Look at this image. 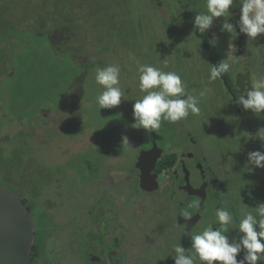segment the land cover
<instances>
[{"label":"rangeland","instance_id":"374dc122","mask_svg":"<svg viewBox=\"0 0 264 264\" xmlns=\"http://www.w3.org/2000/svg\"><path fill=\"white\" fill-rule=\"evenodd\" d=\"M201 2L192 0L190 7L202 8ZM169 6L158 8L154 0H0V188L28 199L41 253L75 226L82 247L100 249L90 236L103 201H94L89 218V197L109 192L106 179L120 176L123 165L133 175L138 148L151 138L161 148H194L207 159L211 174L226 175L230 167L243 171L247 153L256 150V135L246 129L249 118L221 95L220 78L209 80L214 62L203 49L204 39L184 19L188 10ZM213 28L208 29L212 39ZM227 37L226 31L219 36L213 58L231 51ZM256 40L255 53L263 57L241 66V73L264 66V45ZM109 65L120 67L122 103L100 109L97 96L104 88L96 83V69ZM142 65L178 74L187 94L199 98V114L175 123L162 120L148 135L133 129L132 105L146 94L139 88ZM123 135L131 145L122 144ZM247 173L255 177L247 185L255 199L263 195L264 176L261 168ZM62 264H76V256Z\"/></svg>","mask_w":264,"mask_h":264},{"label":"flooded vegetation","instance_id":"af4514ba","mask_svg":"<svg viewBox=\"0 0 264 264\" xmlns=\"http://www.w3.org/2000/svg\"><path fill=\"white\" fill-rule=\"evenodd\" d=\"M154 1L157 7L161 9H165L164 6H169V3L172 2L180 8L188 10L184 19L189 20L188 24L191 26H194L196 13H206L202 9L206 7L207 1L203 0L201 2L202 8L195 4L190 7L192 0ZM190 8L193 9L191 16ZM239 16L240 0H234L229 13L225 17L216 18L213 21L212 32H214L216 39L212 40L208 30L200 35V30L194 28V34L199 39H204L203 49L206 52L210 51V57H208L214 62L213 66L219 67L221 63L225 62L224 59L227 56L230 57L227 62L231 64V68L225 72L230 81L225 80L222 75L220 76L221 95L230 104L239 106L237 109L239 115L249 118L246 129H250V132L256 135L258 129L264 127V113L257 117L251 110H244L238 102L240 95L246 89H250L253 82L264 74V66L261 65L260 70L255 65L250 70L243 68L245 71L242 73L240 67L253 59H257L258 56L262 58V54L255 53L257 49L253 41L248 40L245 34H241L237 27V32H226L228 35L227 48L230 44L233 45L231 51L227 49L226 55L219 56L220 59L213 58L212 47L221 43L219 36L222 35L221 26L224 20H228L235 26ZM190 17L192 21H190ZM64 39L59 40L60 44ZM256 44L264 45V37H257ZM251 45L253 49L250 48ZM250 52H253L254 55H250ZM143 135L140 142L143 140ZM154 143L160 150L161 156L155 164L147 160L145 166L148 168H145L148 170L143 173L137 167L139 157L141 153L151 151ZM259 143L260 146H257L254 151L264 152V141L260 140ZM138 149L133 175L127 174L125 172L127 166L123 165V171L119 172L121 173L120 176H110L109 179H106L109 181L106 186L104 185V188H108L109 192L106 194L105 192L93 193L92 197H89L93 202L89 205L91 210L87 211L86 214H89L87 217L92 216L93 211L95 212V207L92 205H95L96 201H103L99 203V207L102 206L103 209H97L95 217L98 225L94 232L92 231L93 235L90 236L91 242L100 244V249L82 247V240H78L77 227L75 226L64 239L59 240L46 254L41 253L39 245L34 243L37 245V256L32 264H38L41 260L43 264H56L52 263L51 260L56 257L58 259V256L60 258L57 264H62L71 254L76 256V264H174L170 254H174L175 246L181 244L186 250L191 249L190 237L192 235L199 234L210 226L214 230L220 228L216 218L217 209L223 208L233 217L232 223L227 226L225 232L231 241L233 237L239 238L242 235L239 232V222L243 213L252 212L255 215V207L264 202V192L263 195L257 194L255 199L254 196L247 193L251 189L247 186L248 182L255 177L251 178L246 175L248 174L246 169L242 171L240 168L230 167L225 168L226 175L219 171H216V175L211 174L213 171L207 165V159L203 158V155L198 157L192 151L194 148H190V151H183V148H161L152 138L147 142L145 148ZM208 167L209 169H207ZM261 173L264 176V169H261ZM142 175L144 176L143 179ZM238 175L241 176L238 177ZM115 184L119 187L121 185L129 186L131 189L125 190L124 187L121 191L120 188H116ZM24 199L28 200L26 197ZM26 205L28 207V204ZM189 205L194 206L189 207ZM82 211L84 212L85 209ZM185 211L191 213L190 219L183 215ZM221 230L225 231L224 229ZM104 242H106L107 248L102 247ZM241 258L242 253L238 255L237 259ZM195 264H201V262L197 259ZM258 264H264V261H259Z\"/></svg>","mask_w":264,"mask_h":264},{"label":"clouds","instance_id":"9594fccd","mask_svg":"<svg viewBox=\"0 0 264 264\" xmlns=\"http://www.w3.org/2000/svg\"><path fill=\"white\" fill-rule=\"evenodd\" d=\"M233 4L234 0H207V12L196 13L194 17L195 28L201 32L210 29L214 19L225 17ZM237 27L248 40L254 41L264 34V0H240L237 24L234 26L228 20H224L221 31L237 32ZM232 46L230 44L229 49ZM229 59L227 56L219 67L211 68L209 80H216L220 78L221 73L230 70L231 64L227 62ZM138 71L140 91L146 94L132 105L134 122L130 126L133 129L143 130L148 135L159 130L162 120L175 123L187 118L190 113L199 114V98L187 94L186 86L178 74L164 72L150 65H142ZM119 77L118 65L96 69V83L104 88L97 96L100 109L115 108L122 103L123 91L119 87ZM204 94L201 92L200 96ZM238 104L242 105L244 110H251L260 117L264 113V78L256 79L252 87L240 95ZM256 137L264 141V127L258 129ZM122 144L131 145L127 135L122 136ZM245 168L249 173L258 168L264 169V152L249 151ZM255 209V215L252 212L243 213L239 222V232L242 235L239 238L233 237L231 241L225 232L233 217L227 210L217 209L216 218L220 228L214 230L210 226L201 233L192 235L191 249L186 250L181 244L175 246L174 254H170L174 264H195L197 259L201 264H258L259 261H264V202L259 203ZM183 215L191 218V213L187 211ZM241 253L242 258L237 259Z\"/></svg>","mask_w":264,"mask_h":264},{"label":"water","instance_id":"95a60500","mask_svg":"<svg viewBox=\"0 0 264 264\" xmlns=\"http://www.w3.org/2000/svg\"><path fill=\"white\" fill-rule=\"evenodd\" d=\"M156 150L154 143L151 151L141 153L137 167L143 173L148 170L147 160L155 164L160 158L161 152ZM34 240L35 222L27 205L15 194L0 188V264H30Z\"/></svg>","mask_w":264,"mask_h":264},{"label":"trees","instance_id":"16d2710c","mask_svg":"<svg viewBox=\"0 0 264 264\" xmlns=\"http://www.w3.org/2000/svg\"><path fill=\"white\" fill-rule=\"evenodd\" d=\"M71 33H74V31L72 30V28H71V30H69ZM199 31V30H198ZM200 35H203L204 33L203 32H201L200 31V33H199ZM86 62H88V61H86ZM90 63H88V65H89ZM221 75L225 78V80H227V81H230L229 80V78L227 77V73L225 74V73H221ZM250 128V127H249ZM250 133V132H249ZM254 138H256L257 139V143H256V147L257 146H260V139H258L256 136H253ZM25 204H27L28 203V200H26V199H23L22 200ZM28 208H29V211L31 210V208L28 206ZM36 256H37V245H35L34 244V247H33V253H32V257H31V261H30V263L32 264V262L35 260V258H36Z\"/></svg>","mask_w":264,"mask_h":264}]
</instances>
